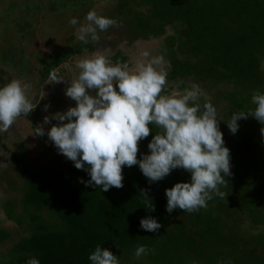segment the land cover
<instances>
[{
	"label": "trees",
	"instance_id": "16d2710c",
	"mask_svg": "<svg viewBox=\"0 0 264 264\" xmlns=\"http://www.w3.org/2000/svg\"><path fill=\"white\" fill-rule=\"evenodd\" d=\"M46 1L49 10L60 16L68 5L85 3ZM13 10V6H5L2 14L6 25L11 23ZM111 12L134 39L158 38L171 30L163 46L170 66L169 80L232 84V92L224 98L232 103L234 113L254 109L252 95L264 94V0H116ZM86 49L92 50L91 43L53 52L49 61L41 58L42 79ZM14 57L7 55L4 62L14 64L20 58ZM125 60L119 50L110 58L114 64ZM227 117L229 120H221L219 127H227L231 114ZM237 123L235 134L221 131L231 156L232 176L225 177L227 187L220 186L226 197L213 195L206 209L192 213L166 211L165 189L177 182H190V173L183 169H174L150 184L138 165L125 166L123 187L105 192L81 183L90 176L73 163L65 171L31 169L14 154L13 168L22 179L23 214L17 218L12 210L15 204L10 202L5 214L18 225L24 217L28 219L29 233L1 256L0 264H27L31 257L40 264H91L88 256L97 246L112 252L120 264H264L262 125L251 116ZM149 127L152 132L140 141L138 159L149 153L147 145L158 131ZM254 156L257 163L251 162ZM141 190H146L149 198ZM150 199L154 211L146 206ZM146 217L155 218L161 228L156 232L142 229L140 220ZM243 226L248 231L242 230ZM6 236L0 230V243ZM138 245L149 251L137 259L134 253Z\"/></svg>",
	"mask_w": 264,
	"mask_h": 264
},
{
	"label": "clouds",
	"instance_id": "9594fccd",
	"mask_svg": "<svg viewBox=\"0 0 264 264\" xmlns=\"http://www.w3.org/2000/svg\"><path fill=\"white\" fill-rule=\"evenodd\" d=\"M69 24L79 25L75 35L80 41H86L89 36L92 41H99L98 29L106 31L120 26L115 19L98 15L95 10L86 14L85 23L72 18ZM149 57L148 51H142L134 68L127 63L113 65L103 55L76 61L79 72L64 89L75 106L45 116V125L51 119L60 123L52 125L46 133L38 125L34 135L46 134L59 154L72 161L76 169L88 173L90 179L81 183L105 192L112 187H123L125 166L138 165L150 184L164 179L174 169H183L190 173V182H177L165 189L166 211L170 214L180 209L192 213L206 209L213 195L226 197L220 186L227 187L225 177L232 176L230 150L224 146L216 109L210 102L198 103L202 92L197 84L183 92L162 95L167 73L155 66L163 65L164 57ZM60 67L65 65L54 68L45 83L67 82L60 76ZM30 87L18 79L0 87V133L7 132L18 117H26L45 99L47 93L39 89V98L35 102L29 100ZM251 103L255 108L234 113L227 127L235 134L239 128L237 121L251 116L262 125L260 133L264 137V94L255 92ZM48 107L44 105V110ZM149 125L158 131L147 145L149 154L138 159L140 141L152 132ZM140 193L148 197L146 190ZM145 203L154 211L152 201ZM140 227L156 232L161 224L153 217H146L140 220ZM148 251L146 246L138 245L134 255L138 259ZM88 260L91 264H120L112 252L100 246ZM27 264H40V261L31 257Z\"/></svg>",
	"mask_w": 264,
	"mask_h": 264
},
{
	"label": "rangeland",
	"instance_id": "374dc122",
	"mask_svg": "<svg viewBox=\"0 0 264 264\" xmlns=\"http://www.w3.org/2000/svg\"><path fill=\"white\" fill-rule=\"evenodd\" d=\"M74 2L85 1L79 7L68 5L66 13L62 16L56 11H50L46 0H0V87H3L13 79L21 80L30 84L27 92L29 100L35 102L39 98V89L44 90L47 95L39 102V109H35L26 117L21 115L16 119L12 127L5 133H0V230L6 232L7 236L0 243V258L21 238L29 233V220L24 217L23 222L18 225L14 221L7 220L5 207L8 202L14 203L12 207L14 214L19 218L23 213L20 199L22 196V179L13 168L12 158L14 154L28 164L31 169L51 168L55 170H66L72 165L62 154H59L55 146L47 135H34L38 125H42L47 130L55 124L60 123L51 119L49 124H43L45 116L51 117L57 112H63L69 107L75 106V101L64 94V89L76 78L79 70L75 68V62L80 59L93 58L96 55H103L110 58L116 54L117 50L126 57L123 63H127L130 68H134L136 60L142 51L150 53L149 59L156 56H163L165 63L157 67L167 73V84L161 93L170 95L173 91L183 92L185 88H191L194 83L188 79L169 80V69L166 58V48H164V37L172 34L171 30H166L164 35L158 38L134 39L128 35L124 24L111 12L116 0H73ZM11 5L14 10L9 20L10 25H6L4 12L5 6ZM21 6V7H20ZM143 10V7L140 8ZM90 10H95L98 15L115 19L119 27L112 26L106 31L97 30L99 41H92L87 37L86 41H80L75 35L76 27L69 24V20L77 18L80 24L85 23V16ZM113 14V16H112ZM3 15V16H1ZM73 36V39H72ZM92 50H84L81 54H75L72 60L67 61L65 67H60V76L67 82L56 84L45 83L41 77L42 62L40 59L49 61V55L53 52L71 48L74 44H89ZM14 51V52H13ZM18 55L19 65L5 63L4 59ZM113 65H115L112 62ZM200 83L202 95L198 103L201 105L210 102L216 109L219 122L234 114L232 103L224 98V95L232 92L230 83L206 84ZM198 85V84H197ZM204 87V86H207ZM115 86V85H114ZM49 105L47 111L44 105ZM36 110L38 113L36 114ZM66 122V121H65ZM220 131L228 127H219ZM19 150V151H18ZM149 154V153H148ZM251 162L257 163V157H253ZM262 168H260L261 170ZM256 233L257 231L253 229ZM242 230L248 231L247 226Z\"/></svg>",
	"mask_w": 264,
	"mask_h": 264
}]
</instances>
